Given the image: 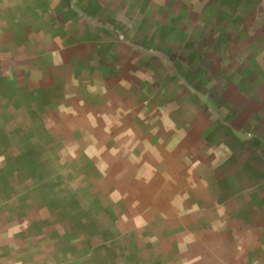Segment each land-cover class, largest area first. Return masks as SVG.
I'll use <instances>...</instances> for the list:
<instances>
[{"label": "crops", "instance_id": "1", "mask_svg": "<svg viewBox=\"0 0 264 264\" xmlns=\"http://www.w3.org/2000/svg\"><path fill=\"white\" fill-rule=\"evenodd\" d=\"M0 264H264V0H0Z\"/></svg>", "mask_w": 264, "mask_h": 264}]
</instances>
